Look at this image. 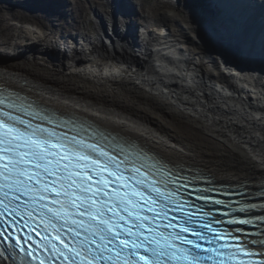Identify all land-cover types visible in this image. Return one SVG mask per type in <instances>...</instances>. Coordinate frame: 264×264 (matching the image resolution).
Returning a JSON list of instances; mask_svg holds the SVG:
<instances>
[{
    "label": "bare ground",
    "instance_id": "obj_1",
    "mask_svg": "<svg viewBox=\"0 0 264 264\" xmlns=\"http://www.w3.org/2000/svg\"><path fill=\"white\" fill-rule=\"evenodd\" d=\"M154 4L131 0L127 16L112 0H0V86L108 129L189 175L264 190V77L224 58L233 53L224 42L240 40L235 28L203 46L216 67L190 58L182 31L159 17L160 7L177 16L182 5L179 19L195 31L210 0ZM103 17L109 26L117 19L116 29L92 23Z\"/></svg>",
    "mask_w": 264,
    "mask_h": 264
},
{
    "label": "snow or ice",
    "instance_id": "obj_2",
    "mask_svg": "<svg viewBox=\"0 0 264 264\" xmlns=\"http://www.w3.org/2000/svg\"><path fill=\"white\" fill-rule=\"evenodd\" d=\"M67 124L75 134L54 130ZM116 140L0 96L2 264H264V240L240 227L264 224V202L234 207L216 188L188 191L182 173L123 137L110 149Z\"/></svg>",
    "mask_w": 264,
    "mask_h": 264
},
{
    "label": "water",
    "instance_id": "obj_3",
    "mask_svg": "<svg viewBox=\"0 0 264 264\" xmlns=\"http://www.w3.org/2000/svg\"><path fill=\"white\" fill-rule=\"evenodd\" d=\"M124 1L126 4L123 2V0V4L122 2L121 4L127 8L126 15L131 16V0ZM220 3L221 2H218L217 0H210V5L207 8L209 12L206 13L208 16L203 17L205 21H202L201 23L199 22V28H196L195 31L187 29L185 24L179 19V14L180 17H182L185 13V11L182 9V5L179 7L178 5L175 6L176 10L174 8L177 16L172 13L173 11L171 12L172 7L170 6L169 8L168 4L160 7L161 12L159 17L165 23L173 24L177 31H179V29L182 31V34L185 36L184 41L187 47V51L185 53H187L190 58L194 56L207 57L206 59L208 61L210 60V63H212V61L216 63L214 64L216 67H218V64L215 59V54L210 51L211 53L208 55V51L204 49L203 46L206 45V43H212V39L215 37L225 38L227 37V33L232 36V33L228 30V27L235 28L236 32L235 34L233 33L234 37H238L240 40L235 43L236 45H233L227 41L224 42V44L227 43L230 46H233V53L224 54V58H228L230 60H240L247 67L253 69L257 75H262L264 77V22H261V24L256 22L257 26L253 27L252 24H250V19L247 21L245 15L238 11L237 7L234 5L230 6L229 3V6H226V9H224ZM262 4L263 5L259 8L264 7V3ZM241 6L243 7V5ZM247 9H250V7L248 6ZM254 15H257L256 18L264 20V13L259 15V13L255 12ZM116 20L117 19L112 20L109 26L108 21H105L104 17L102 18V24H100L97 18L98 23L96 26L99 30L102 31L105 29V32L110 33L111 28L116 29ZM131 23L132 22H130V24ZM208 30L215 36L212 38L207 36L206 33Z\"/></svg>",
    "mask_w": 264,
    "mask_h": 264
},
{
    "label": "rangeland",
    "instance_id": "obj_4",
    "mask_svg": "<svg viewBox=\"0 0 264 264\" xmlns=\"http://www.w3.org/2000/svg\"><path fill=\"white\" fill-rule=\"evenodd\" d=\"M147 3H148V4L152 3L153 5H156V4H154V0H146V4H147ZM94 5H97V4H94ZM156 6H157V5H156ZM88 11H89V9H86V10H85L86 14L88 13ZM83 14H84V12H83ZM90 23H91V22H90ZM90 25L93 26L92 23H91ZM91 26H90V27H91ZM91 28H92V27H91Z\"/></svg>",
    "mask_w": 264,
    "mask_h": 264
}]
</instances>
